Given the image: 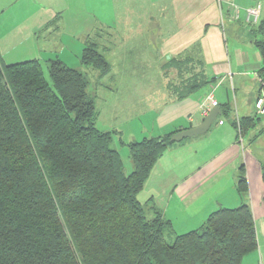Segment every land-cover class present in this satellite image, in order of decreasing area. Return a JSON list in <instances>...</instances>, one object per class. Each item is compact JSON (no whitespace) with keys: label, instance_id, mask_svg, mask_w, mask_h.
Listing matches in <instances>:
<instances>
[{"label":"trees","instance_id":"1","mask_svg":"<svg viewBox=\"0 0 264 264\" xmlns=\"http://www.w3.org/2000/svg\"><path fill=\"white\" fill-rule=\"evenodd\" d=\"M253 42L264 88V17ZM80 62L101 76L110 70L94 44ZM173 62L183 89L177 98L215 82L201 58ZM46 68L50 82L37 60L0 66V264H241L257 250L246 203L213 211L199 228L167 243L171 222L156 209L148 218L137 195L181 129L127 144L133 169L125 174L111 148L113 132L96 127L85 75L58 58ZM254 122L242 118L239 130ZM238 168L236 189L246 195L245 167ZM261 175L264 182V165ZM262 204L264 211V197Z\"/></svg>","mask_w":264,"mask_h":264},{"label":"crops","instance_id":"2","mask_svg":"<svg viewBox=\"0 0 264 264\" xmlns=\"http://www.w3.org/2000/svg\"><path fill=\"white\" fill-rule=\"evenodd\" d=\"M257 6L258 20L251 23L246 18V11ZM263 17L264 0H0V66L28 60L46 64L47 60L58 58L67 66L78 69V65H82V51L87 45L94 44L109 62L110 70L102 76L90 67L85 70L96 76L97 87L106 88L99 81L114 70L113 60L128 58L129 54L136 58L134 46L137 44L147 47V51L141 49L148 56L152 52L150 46L158 45L154 51L166 62L201 58L205 74L216 79L205 87L201 96L190 101L193 110L186 114L188 126L180 128L178 125L179 129L195 127L203 121L205 117L200 115L199 107L208 96H213L216 106L212 109L218 107L220 115L222 111H228L237 122L244 117H254L255 122L244 130L241 140L233 129L235 126L225 125L218 115L211 142L210 137H201L193 163H185L182 168L187 175L178 178L180 182L173 188L185 209L200 202L197 216H202L208 200L209 211L217 209L218 204L220 208H235L241 203L233 194L235 183L230 178L226 180L243 162L258 245L257 250L246 258L264 264V188L253 197L252 189L256 186L252 171L257 167V178L260 179L259 164L247 155L245 148L249 141L264 137V116H258L255 107L258 97L264 93L258 76L261 65L252 63L249 55L257 24ZM123 44L126 45L124 49L121 48ZM197 70L198 66H192L191 72ZM229 81L235 96L233 103L228 94L215 96V89ZM185 100H189L188 96ZM194 112L200 123L194 124ZM262 184L264 186L263 181ZM187 221L191 229L196 227L191 219Z\"/></svg>","mask_w":264,"mask_h":264},{"label":"rangeland","instance_id":"3","mask_svg":"<svg viewBox=\"0 0 264 264\" xmlns=\"http://www.w3.org/2000/svg\"><path fill=\"white\" fill-rule=\"evenodd\" d=\"M124 47H126L125 44L121 45V48L124 49ZM155 47H158V45L150 46L152 50L151 56L145 54L144 51L142 52L141 48L147 51V47L144 44H137L134 46L137 52L136 58H134L133 54H129L130 57L128 58L125 56L124 59L116 57L113 60L114 70L99 81L106 88L97 87L96 76L90 70L88 72L85 70L88 67L78 65L77 69L85 75L89 82L87 90L94 98L95 110L97 112V128L101 131L113 132L111 148L119 153L125 174H129L133 169L127 144L140 141L145 137L166 135L172 132V130L179 129L178 125L181 126L180 128L188 126L186 114L187 112L191 113L193 110L191 102L195 101L198 95L201 96L202 91L206 89L205 87H208L206 85L188 95L189 100H185L186 97L177 98L181 95L183 89L180 78L177 77L175 62L170 64L163 58L161 59L157 55L158 53H155ZM249 55L251 56L252 63H256L258 66L262 64L259 51L255 45L250 47ZM174 61L183 60L177 59ZM42 69L46 80L50 82L46 64H42ZM230 84L231 81L219 88V84H217L216 87L218 89H215V96L228 94L230 103H233L235 96ZM192 116L196 120L194 124L200 123L198 114L194 112ZM233 116L230 113L228 115H219L217 118L231 128L235 126L233 129H235L239 134L238 137L240 136L242 140L245 133L244 131L240 133L238 128V122L241 119H238L237 122ZM234 120L236 121L235 125ZM216 122L214 121L210 130L203 135L186 138L180 142H174L169 146L152 167L148 178L137 195V199L143 205L145 215L148 218H152L154 209H156L161 212L164 219L172 222V228L164 232V238L169 244L173 242L174 237L199 228L209 214L213 212L209 211L208 207L211 206L208 204L209 200L202 209V211L205 209L202 212L203 217L199 214L197 216V212L201 209L200 202L193 208L189 206L185 209L179 203V194L173 187L179 184L180 180L178 178H183L187 175V173L182 172V168L185 163L188 165L193 163L195 153L201 145V137L203 139L210 137L211 142ZM205 148L209 147L205 146ZM245 148L247 155L255 159L259 164V176L261 180L257 178V167L252 171L256 186V189H252L254 197L257 191H261L264 188L261 175V166L264 165V137L257 141H249L245 145ZM181 162L184 163L181 164ZM241 164L245 167L243 162ZM188 165L186 166L187 171L189 170ZM238 174L239 168L232 172V174L230 173L226 180L229 181L230 178L235 183V188ZM235 190L233 194L240 199V202L248 204L249 197L251 196L250 190L246 195H243L244 193L240 195L237 189ZM221 199H223V196ZM221 199L219 202H221ZM219 208L218 204L215 210ZM187 219H191L196 227L191 229ZM187 223L188 225L185 227ZM241 264H257V262H253L245 256Z\"/></svg>","mask_w":264,"mask_h":264},{"label":"built area","instance_id":"4","mask_svg":"<svg viewBox=\"0 0 264 264\" xmlns=\"http://www.w3.org/2000/svg\"><path fill=\"white\" fill-rule=\"evenodd\" d=\"M246 18L251 23H256L259 17V6L255 8H249L246 11ZM260 82L262 83L261 79ZM262 87V86H261ZM216 106V101L214 100L213 96H208L202 105L199 107V113L202 117H206L209 115L212 107ZM256 110L259 114H264V93L262 92L261 95L258 97L256 104ZM222 122H220L221 124Z\"/></svg>","mask_w":264,"mask_h":264},{"label":"water","instance_id":"5","mask_svg":"<svg viewBox=\"0 0 264 264\" xmlns=\"http://www.w3.org/2000/svg\"><path fill=\"white\" fill-rule=\"evenodd\" d=\"M220 115L218 107L213 108L212 111H210L209 115L206 116L203 121L195 126L188 129L181 130L171 136L172 142H180L183 139L195 137L198 135H203L207 132L209 127L211 126L212 122L215 120V118Z\"/></svg>","mask_w":264,"mask_h":264}]
</instances>
